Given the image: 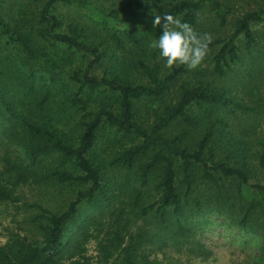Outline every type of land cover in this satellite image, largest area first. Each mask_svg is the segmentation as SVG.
Returning a JSON list of instances; mask_svg holds the SVG:
<instances>
[{
  "label": "trees",
  "instance_id": "obj_1",
  "mask_svg": "<svg viewBox=\"0 0 264 264\" xmlns=\"http://www.w3.org/2000/svg\"><path fill=\"white\" fill-rule=\"evenodd\" d=\"M28 1L32 18L22 8L8 20L0 15V45L4 36L26 63L18 99L0 69V114L14 115L11 96L36 111V119L21 116L16 130L6 126L7 141L18 142L24 157L6 170L9 181L0 180V201H19L16 188L30 178L49 194L25 203L36 212L0 245V264H91V245L101 264H162L142 251L151 228L185 237L186 219L213 212L259 236L264 263V136L253 138L258 126L244 131L238 121L263 112L239 100L230 76L256 44L252 25L264 22V6L236 16L228 37L213 38L211 68L190 70L167 66L155 49L130 53L143 41L140 27L163 30L171 14L197 29L204 8L225 26L229 0H125L132 26L88 0ZM59 4L90 13L103 34L92 38L82 26L64 25L54 13ZM65 61L76 64L66 80L57 73ZM4 62L13 63L9 56ZM61 92L59 102L77 116L72 139L45 116ZM259 175L263 182L250 183ZM57 199L63 210L50 205ZM83 203H99V211L80 214Z\"/></svg>",
  "mask_w": 264,
  "mask_h": 264
},
{
  "label": "rangeland",
  "instance_id": "obj_2",
  "mask_svg": "<svg viewBox=\"0 0 264 264\" xmlns=\"http://www.w3.org/2000/svg\"><path fill=\"white\" fill-rule=\"evenodd\" d=\"M124 1L88 0L92 6L103 12H113L125 22L126 26L130 24L132 26L133 23L128 20V16L123 10ZM28 2V0H0V15L8 20L10 17L19 16V9L22 8L24 14L28 18H32L33 15L30 13L32 8L26 9L24 6ZM229 4L232 9L227 17L225 26L219 24V20L213 11L204 8L201 11L200 24L195 30L201 33H210L213 38H226L233 32L232 23L234 18L244 11L255 9L259 5L264 6V0H229ZM54 13L63 21L64 25L73 23L82 26L92 38H99L103 34L98 20L76 5L59 4L55 8ZM141 22L142 20H138L134 27L139 26ZM152 25L153 23H149V25L147 23L142 24L140 29L144 33L143 41L136 48L129 49L130 53L133 49L139 54L142 51L151 52V42L156 40L163 31L157 25H155L157 28L152 27ZM33 26L36 27L37 24L35 23ZM252 30L256 44L252 46L250 53L244 52L242 64H237L230 76L233 78L232 87L234 94L238 95L239 100L250 105L260 106V110L263 112V115L258 117L246 115L244 118L240 117L238 119L243 125L244 129L242 130L244 131H249L253 126H258L257 135L255 134L256 136L253 138H260L264 136V22L253 24ZM2 40L0 45V69L5 72L9 81L14 83L12 95L18 99L20 88L18 87L19 81L17 79L25 71L24 66H26V63L23 61L24 56L18 46L6 43L4 36ZM60 49L64 53L65 47ZM110 49L116 54L119 53L114 48ZM210 52L208 51L202 64L197 67L199 70L207 66H209L208 68L212 67L213 53ZM5 56H9L13 63H5ZM73 66H76V64L62 65L57 70V73L66 80L68 72ZM61 95L62 92L49 101V110L45 116L56 125H64L66 136L72 139L75 131L71 127L74 126V118H77V116L72 108L65 107L59 102L58 99ZM14 97H10L11 100L14 99V102L11 101L14 104V115L8 113L0 114V126H10L16 130L21 116L23 118L28 116V119H36L34 115L36 111L31 107L30 101V105H26L19 103ZM14 132L18 134L16 131ZM7 134V127L6 130L0 129V180L3 182L8 179V174L5 175L6 170L18 163L20 161L19 158L23 159L24 157L23 151L20 150V144L7 141ZM262 178L261 175L257 178L253 177L250 179V183H261L263 182ZM48 194L47 188L44 190L40 184L30 178L27 183L21 184L16 188L15 195L19 196V201H0V245L5 244L9 240L10 232L16 230L17 223L23 217L36 212L34 209H29L25 203L39 202L40 199H45L44 196H48ZM62 194L63 198L67 196L64 192ZM45 204H48V202H45ZM65 204L62 199L58 201L51 200L50 203L51 206L56 208L55 210L59 209L58 211L63 210ZM98 204L89 205L83 203L79 207V212L83 215H91L99 211ZM185 222L191 225V232L185 237H172L162 229L152 227L151 237L142 247V251L150 259H157L162 264H264L260 257L261 238L253 233L247 234V232L237 229L235 225H230L231 222L224 215H219L217 212L205 213L203 217L202 215H197L191 219H186ZM88 254L93 257L91 264H101L96 261V252L93 251V245L90 246Z\"/></svg>",
  "mask_w": 264,
  "mask_h": 264
},
{
  "label": "clouds",
  "instance_id": "obj_3",
  "mask_svg": "<svg viewBox=\"0 0 264 264\" xmlns=\"http://www.w3.org/2000/svg\"><path fill=\"white\" fill-rule=\"evenodd\" d=\"M163 31L150 44L158 50L159 57L166 61L167 66L185 65L188 69H196L202 64L209 51L213 36L201 33L180 17L166 14L163 17ZM154 23L161 24V17Z\"/></svg>",
  "mask_w": 264,
  "mask_h": 264
}]
</instances>
